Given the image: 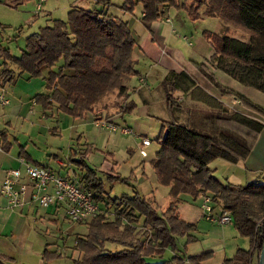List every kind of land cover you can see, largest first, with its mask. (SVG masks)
Listing matches in <instances>:
<instances>
[{
	"label": "trees",
	"instance_id": "1",
	"mask_svg": "<svg viewBox=\"0 0 264 264\" xmlns=\"http://www.w3.org/2000/svg\"><path fill=\"white\" fill-rule=\"evenodd\" d=\"M4 1V0H0ZM23 0H15L16 3ZM103 7L85 8L73 6L66 18H53L50 23L25 37L19 55L10 53L0 46V86L14 78L11 64L29 77L41 76V68L47 67L43 77L48 92H37L34 101L42 110L55 107L72 117L83 116L114 94L115 103L121 113L132 110L135 103L126 100L130 88L125 80L137 73L132 50L135 39L127 21L105 9L109 0H97ZM141 6V23L150 31V23L164 14V7H184L189 17L217 16L225 24L243 29L246 39L226 33L207 32L213 52L211 63L236 79L264 92V0H122L115 5L131 13ZM200 8H203L200 11ZM59 60L56 70L52 69ZM67 70V71H64ZM197 69L222 93L223 90L210 70L199 63ZM167 105L173 113L179 112L181 103L173 96L174 90L196 92L190 96L206 104L200 118L194 112L190 119L179 120L176 116L162 120L155 137L158 148L150 159L151 167L159 184L169 186V201L159 212L154 200L139 191L109 196L103 180L95 168L86 163L84 156L91 150L86 144L77 158L72 161L81 170L80 181L94 191L95 200L102 202L105 209L113 207V217L107 218L100 210L87 222V233L75 237L74 248L81 252L78 264H184L188 260L198 264L210 254L209 251L186 255L185 243L194 238L189 233L193 223L179 218L175 211L179 193L197 197L200 193L210 194L212 199L228 210L238 234L249 239L247 249L237 248L235 253L220 264H251L252 255L259 253L264 240V181L259 177L245 183L222 182L213 175L209 162L221 157L235 162L244 158L263 126V122L226 106L214 96H209L185 68L169 70L161 79ZM241 101V96L238 97ZM243 101L264 115V109L251 101ZM211 108V109H210ZM95 117H98L94 114ZM176 115V114H175ZM238 126L244 129H240ZM1 135V147L7 145ZM20 155L30 157L23 149ZM107 178L126 180V177L105 173ZM140 218L143 237L135 235V222ZM185 235L182 248L177 247L176 237ZM105 241L121 246L107 248ZM166 248L175 251L164 257ZM42 258L49 260L60 256L44 247ZM156 258V259H152ZM14 258L0 252V264H12Z\"/></svg>",
	"mask_w": 264,
	"mask_h": 264
},
{
	"label": "crops",
	"instance_id": "2",
	"mask_svg": "<svg viewBox=\"0 0 264 264\" xmlns=\"http://www.w3.org/2000/svg\"><path fill=\"white\" fill-rule=\"evenodd\" d=\"M44 1L45 0H41L40 6L37 7L38 0H35V14L42 11L49 15V13L43 9ZM82 1L83 0H70L71 3L68 9L73 6H87L86 4L80 5L82 4ZM0 3L10 5L14 4L15 0H4L0 1ZM19 4L20 2L16 3L14 6H18ZM139 7L141 12V6L139 5ZM172 8V6L164 7V14L150 23V31L147 30L145 26H143L145 28H142L140 23L133 18V20L129 22L131 17H129V19H123L127 21L129 28L130 25H133L137 29L136 33L131 31L135 39L132 50V57L135 61L134 65L137 61H139V59L147 58L152 61L150 66L161 65L160 68L164 70L165 74L169 70L178 72L182 68H185L195 77L198 85L209 96L217 97L220 101L229 105L233 109L262 121L263 126L257 133L250 150L244 158L232 162L221 157H215L209 162V166L212 168L213 175L222 182L229 181L231 183L243 184L258 177L260 180L264 181V115H260L259 113L242 106L240 100H238L234 95L222 94L219 92L217 88L213 86L196 67H193L192 69L187 67L188 65L190 66L188 62L189 60L183 56L181 50L176 47V45H167L169 36L168 28L165 26V23L169 22L171 24L172 31L174 30V26L171 23L172 20L168 12L169 10H172ZM115 11L117 15V10ZM181 13L184 15L183 11H181ZM165 18H169V20H166ZM50 21L45 22L44 25L50 23ZM181 37L186 39L188 44H191V40L188 39L187 35L182 34ZM19 54L20 53L15 55ZM60 63L61 60L52 66V69L56 70L58 64ZM154 63L157 64L153 65ZM11 67L14 72L13 80L0 86V90H2L4 95L9 99V103L0 104V183L7 169L22 167L20 160L21 149H23L25 154L30 157V160H28L29 162L48 166L60 174L69 175L73 178L79 179L81 176V170L71 158H77L87 143L94 145L101 136H107L103 128H99V126L94 125V114L109 120L110 118H113L111 120H115V122L118 120L116 123L127 125L133 132H135L133 127L125 119L124 113L115 111L114 114L110 112L113 114L112 116L109 115L107 109V102L109 100H105V105H101L100 109L97 108L98 110L96 112L95 110L94 112L87 111L83 116L72 117L69 114L58 110L54 104L49 109L42 110L40 104L34 101L33 95L37 92H48V90L44 87L43 79L47 73V67L41 68V80L38 87H42L43 90L36 91L35 93H32L33 91L29 89L25 90L18 88V84L15 82L18 77L23 76L24 79L28 81L31 77H29L26 72L19 71L16 65L11 64ZM207 67L211 72H215L216 74L218 73V68H216L212 63H208ZM64 71L67 70L64 69ZM133 76L134 75L125 80V84L130 88L129 99H131L130 94L132 92L146 94V91H141V89L144 88L142 86H149L146 80V75L140 74L137 77V81L139 83L135 89V86L131 81ZM215 78L218 83L233 89L243 95L246 99L250 100L252 103L257 104L264 109V97H258L261 100L258 101L253 99L248 94H245L247 89L241 88L240 86H238L237 89H234L226 81L223 83L218 80V77L215 76ZM33 79L36 78H32L31 81H33ZM10 83L12 84L10 85ZM178 93L180 92L178 91ZM182 93H190V96H197L196 92ZM81 124H85L83 127L87 128V132H90L91 130L94 132L91 134H85L82 130L79 131V126ZM2 134H4L3 137L6 142L5 145H7L6 149L1 147ZM41 137L48 140V142L45 144L44 150L40 154L39 152H41V146L43 147V144L39 141ZM32 138H34L35 141H33ZM56 138L67 140L66 146L54 145ZM29 141L30 143H28ZM150 144L151 140L148 144H143L141 139L139 149L143 148L147 153V147ZM91 152L87 154H91ZM87 154L84 158L87 157ZM146 156L147 155H141V162L137 164V166L141 169L142 174L144 172L145 163L147 162L145 161ZM152 157L153 155L148 159L150 166V159ZM116 162L117 161H113V159H110L109 161L106 155L103 154V160L99 163V166H94L93 168H95L98 172L102 171L103 173H111L114 176H121L115 168L120 167ZM142 174H140V178H143ZM99 175L102 178L103 174L99 173ZM145 177L146 179H149V176L146 174ZM150 178L151 181L149 182V189H144L141 193L148 199L154 200L155 202L156 193H154V190H156V185L158 184H156L157 180L154 171ZM152 179L154 180L152 181ZM165 186L167 187L168 192L169 186ZM178 198L179 200L175 206L176 213L179 218L193 223L195 228L189 231L194 238L186 243L185 235H178L176 237L177 247L181 249L183 243H185L184 252L186 255H194L209 251L210 254L201 259L198 264H220L225 258L231 257L237 248L247 249L249 247L248 237L238 234L232 221L218 223L206 218L201 206L203 199L200 195L192 197L188 193H179ZM168 201L169 196L167 203ZM167 203L161 206L158 205L157 210L159 212L161 209L163 210ZM98 204L100 206V202H98ZM217 207L218 206H216L215 209H217ZM59 221L61 223L57 225V222ZM65 221L73 223L68 224V231L65 233L68 235L69 231L71 232L76 230V228H79L78 225L80 224L84 223V225L86 224L87 226V222L89 220L87 222L80 223L73 222L64 216L62 208L54 209L53 207H39L32 201L25 204L19 210L12 209L7 206L5 197L0 194V252L12 256L14 258V262H12V264H66L68 260L70 263L72 262V264H75L73 263V260L80 259L81 252L74 248V239L71 243H69L68 236H63L64 234L61 232L63 229H61L60 226ZM57 231H59V234H57ZM75 233H78L76 235L82 236L87 233V227H85L81 232L79 231ZM109 242V246L105 244L107 248L115 249L121 246L118 243L110 242L109 244ZM44 247L48 251H55L59 253L60 256L44 260L41 255V251ZM174 252L175 251L166 248L163 256H170ZM256 261V255L253 254L251 264H255ZM184 264L195 263L186 260L184 261Z\"/></svg>",
	"mask_w": 264,
	"mask_h": 264
},
{
	"label": "rangeland",
	"instance_id": "3",
	"mask_svg": "<svg viewBox=\"0 0 264 264\" xmlns=\"http://www.w3.org/2000/svg\"><path fill=\"white\" fill-rule=\"evenodd\" d=\"M109 1L111 4L107 6L105 5L104 6L105 9H108L109 12L112 13L114 12V14H116L115 10H117V15L120 18L129 19V17H131V19H129V22L135 19L137 22L140 23L142 28H145L143 27L144 25L140 21L141 12L139 5H136L133 11L129 13V12H124L115 6L120 4L122 0H109ZM185 1L189 3L192 0H185ZM70 3H71L70 0H45L43 2L44 4L43 9L47 11L49 15L45 14L42 11H40V13L38 14H35L34 12L35 0H23L22 2H20L18 6H10L0 3L1 47H7L10 53L12 54L20 53V48L23 47L25 43V37L30 32L38 30V28L41 25H44L45 22L50 21L51 18L60 17L61 19H65L67 14V9ZM83 4H86L87 6H83V7H87V8L103 7V4L97 0H83L82 4L80 5ZM172 7H173L172 10H169L168 12H169V16L171 17L172 20L171 23L173 24L175 31L174 30L172 31L171 24L169 22L165 23V26H167L168 28V36H169L167 45L168 46L176 45V47H178L181 50L183 56L187 60H189L188 62L190 66L189 65L187 66L189 69H192L193 67L197 68V65L199 63H203L206 67L208 66V63H211L210 56L213 52V46L210 39L207 37L206 34L207 32H211V33L223 32L228 35H232L234 37H238L241 39L247 38V34L243 29L233 26L231 24H225L217 16L204 15L193 19L188 16L187 11L185 10L184 7L181 6L180 7L172 6ZM202 9L203 8H200V11ZM173 10H176L177 12ZM181 11L184 12V15L181 13ZM130 28L131 31L136 33L137 29L135 26L130 25ZM182 34L187 35L188 39L191 40V44H188L187 40L181 37ZM1 61L2 58L0 57V62ZM151 63H152L151 60L147 58H142L139 59V61H137L134 65L135 69L137 70V73L131 78V81L134 84L135 89L138 86L139 82L137 81V77L140 74L146 75V80L149 84L148 87L145 86H142L144 88L141 87L142 88L141 91H146L147 92L146 94L138 93V92H132L130 94L131 99L135 103V106L132 110H129L124 113L125 119L133 127L135 132L131 131L128 133H121L119 131H111L109 129L103 128L107 136H101L97 141L95 140L96 143L94 145H96L97 147L90 144L91 145L90 150L92 152L90 151L91 154H87V157L85 158L86 163H88L91 167L99 166V163L103 160V154L106 155L109 161L110 159H113V161L114 160L117 161L116 163L120 167L119 168L115 167V168L122 177L127 178L125 181L114 177L107 178L106 174L100 171V173L103 174L102 180L107 195L112 197L118 196L123 192L127 194H131L134 190H137L141 193V191H144V189H149L150 187L149 182L151 181L150 176L151 174H153L152 171L153 169L149 165L148 159L152 155H154L155 150L158 148L159 144L157 143L155 137L160 129V125L163 119L170 120L175 116L179 120H183V119L186 120L187 116H188L187 118L190 119L191 117L189 112L192 114V111L194 112L195 116L200 118L203 110L209 109L206 106V104H204L203 102H200L198 100H193L189 95L190 93L184 94L179 90L178 91L180 93H178L177 90H174L173 96L175 97L176 100H178V102L181 103V105L179 112L173 113L174 111H172L170 107L167 105L166 94L161 85V79L164 76L163 74H165L164 70L160 68L161 65L150 66ZM155 64L157 63H154L153 65ZM217 71H218L217 74L215 72H212V74L214 75V77L215 76L218 77V80L220 82L225 83L226 81L234 89H237L238 86L247 89V92H245V94H248L253 99H256L258 101H261L258 97L260 96L264 97L263 91L258 90L257 88H254L252 86L244 85L238 82L236 79L230 77L228 74H226L219 68L217 69ZM32 78H36V79H33V81H31ZM40 78H41L40 76H35V77H31V79L28 81L24 79L23 76L22 77L20 76L15 80V82H17L19 89H25V90L29 89L33 91L32 93H35L36 91L43 90L42 87H38L40 85L39 84L41 80ZM205 78L208 79L207 77ZM208 81L213 86H215L210 80ZM11 84L12 83H10V85ZM220 85L223 86L222 88L223 90H225L226 88L231 90L232 93H222L220 89L215 86L219 92H221L222 94L234 95L238 100H239L238 97L241 96L242 98L240 103L242 104V106L249 108L252 111H255L260 115H262L260 112L249 107L243 101V99L245 98L243 95L234 91L231 88H228L227 86H224L222 84ZM128 99L129 96L128 98H126V100ZM105 100H109L107 102L108 103L107 109L110 116H112L115 113V111L120 112V110L118 109V105L115 103L116 99L114 94L110 95V97ZM225 105L233 109L229 105L227 104ZM100 107L101 106L98 105L95 109V112L98 109H100ZM110 112H112L113 114H111ZM111 119L113 118H110V120ZM116 122H118V120H116ZM84 125L85 124H81L79 126V131L82 130V132H84L85 134H91L92 132H94L93 130L87 132V128L83 127ZM238 127L244 131L243 128H241L240 126ZM144 136L148 137L151 140V144L147 147V156L145 157V161L147 162L145 163L143 170L144 172L142 174L141 169L139 168V166H137V164L141 162L142 159L139 153V143L141 142V139ZM32 139L33 141H35L34 138ZM39 141L41 144H43V147L41 146V152H39L41 154L48 140H45L44 138L41 137ZM28 143H30V141ZM66 144H67V140L56 138V142L54 145L66 146ZM140 174L143 175V178H140ZM145 174L149 176V179H146ZM153 180L154 179H152V181ZM156 184L158 185H156V190H154V193H156L155 202L159 203L156 205L157 206L165 205L168 200L167 187L157 182ZM99 207L100 210H104L107 218L111 219L113 217L112 206H109L105 209L104 204L100 202ZM161 211L162 209L160 210V212ZM60 223H61L60 221L57 222V225H59ZM68 224H73V223L69 221L63 222V224H61L60 226V228L63 230L60 231L64 234L63 236H68L69 243H71L73 239L75 240V237L77 236L76 234H78L75 232H79V231L81 232L87 226L86 224L84 225V223L80 224L78 225L79 228H76V230L71 232L69 231V234L66 235L65 233L66 231H68L67 228L69 227ZM135 226H136L135 235L139 237H143V233H142L143 228L141 227L140 218L138 222H135ZM57 234H59V231H57ZM105 242L104 244L109 246L108 245L109 241L107 243ZM73 263L78 264L75 260H73ZM50 264H55V263H50ZM66 264H72V262L70 263V261L68 260Z\"/></svg>",
	"mask_w": 264,
	"mask_h": 264
},
{
	"label": "built area",
	"instance_id": "4",
	"mask_svg": "<svg viewBox=\"0 0 264 264\" xmlns=\"http://www.w3.org/2000/svg\"><path fill=\"white\" fill-rule=\"evenodd\" d=\"M40 2L38 0L37 7ZM7 103L9 99L0 90V104ZM94 124L121 133L132 131L127 125L99 116L94 118ZM149 141L148 137L142 138L143 144H148ZM139 152L143 156L147 155L143 148ZM20 160L22 167L7 169L0 183V194L5 197L9 208L19 210L32 201L39 207L62 208L68 220L79 223L87 222L100 211L94 191L79 179L60 174L48 166L31 163L23 156H20ZM199 195L203 199L201 206L206 218L218 223L232 221L229 211L216 203L210 194Z\"/></svg>",
	"mask_w": 264,
	"mask_h": 264
},
{
	"label": "water",
	"instance_id": "5",
	"mask_svg": "<svg viewBox=\"0 0 264 264\" xmlns=\"http://www.w3.org/2000/svg\"><path fill=\"white\" fill-rule=\"evenodd\" d=\"M258 264H264V240H263L262 248L259 253Z\"/></svg>",
	"mask_w": 264,
	"mask_h": 264
}]
</instances>
